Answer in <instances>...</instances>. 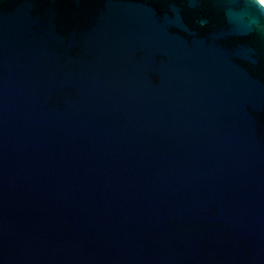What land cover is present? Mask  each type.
<instances>
[{
  "label": "water",
  "instance_id": "water-1",
  "mask_svg": "<svg viewBox=\"0 0 264 264\" xmlns=\"http://www.w3.org/2000/svg\"><path fill=\"white\" fill-rule=\"evenodd\" d=\"M0 264H264V2L0 0Z\"/></svg>",
  "mask_w": 264,
  "mask_h": 264
},
{
  "label": "built area",
  "instance_id": "built-area-1",
  "mask_svg": "<svg viewBox=\"0 0 264 264\" xmlns=\"http://www.w3.org/2000/svg\"><path fill=\"white\" fill-rule=\"evenodd\" d=\"M264 2V0H262Z\"/></svg>",
  "mask_w": 264,
  "mask_h": 264
}]
</instances>
